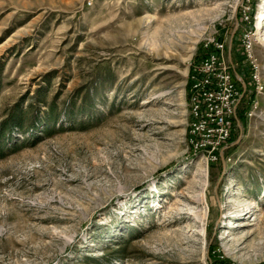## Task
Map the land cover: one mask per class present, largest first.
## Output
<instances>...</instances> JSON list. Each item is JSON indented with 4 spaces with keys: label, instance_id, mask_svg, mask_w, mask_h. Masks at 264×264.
Listing matches in <instances>:
<instances>
[{
    "label": "rangeland",
    "instance_id": "rangeland-1",
    "mask_svg": "<svg viewBox=\"0 0 264 264\" xmlns=\"http://www.w3.org/2000/svg\"><path fill=\"white\" fill-rule=\"evenodd\" d=\"M241 2L0 0V123L20 120L0 156V264H264V0L248 10L261 89L236 80L216 159L188 132L207 39L227 52L237 24L231 65L250 67Z\"/></svg>",
    "mask_w": 264,
    "mask_h": 264
},
{
    "label": "built area",
    "instance_id": "built-area-1",
    "mask_svg": "<svg viewBox=\"0 0 264 264\" xmlns=\"http://www.w3.org/2000/svg\"><path fill=\"white\" fill-rule=\"evenodd\" d=\"M250 5L251 0H242L240 4L241 20L245 22H249ZM204 45H211L214 51L193 63L188 74V132L194 149L213 160L229 139L239 92L234 81L235 70L228 61L226 42L212 36ZM242 46L251 67V78L255 87L261 89L258 66L252 55L250 30L244 31Z\"/></svg>",
    "mask_w": 264,
    "mask_h": 264
},
{
    "label": "trees",
    "instance_id": "trees-1",
    "mask_svg": "<svg viewBox=\"0 0 264 264\" xmlns=\"http://www.w3.org/2000/svg\"><path fill=\"white\" fill-rule=\"evenodd\" d=\"M254 1L255 0H251V5H253ZM251 15H252V11H249V22H245V21L241 20V10H240V8L238 9L237 16H238V18L240 20L239 23H240L241 27H243V28H245L247 30H251L252 29L253 20L251 18ZM241 34H242L241 30L238 29L237 32L235 33L234 37H233V41L235 40V37L239 38ZM216 39L221 40V38H216ZM239 43L241 44V42H239ZM241 47L243 48L242 44H241ZM201 51H202V55H204L206 53L213 52L214 48L211 45H209L208 47H203L202 46L201 47ZM197 61H198V59L195 60V62H197ZM195 62H193V63H195ZM190 70H191V67H190ZM236 72L245 81L246 88H249V86H251V83H253L252 78L250 76V67H249V65L248 64L245 65L244 63L241 62V64H239L238 68L236 69ZM234 81H235V84H236L237 88H239V91H240L241 89H240L239 83L236 81V79H234ZM189 85H190V80L187 79V83H186L187 93H188ZM252 99H253V94H250L249 96H247L245 98V100L247 101V105H249L251 103ZM238 116L242 118L243 114H240V115L238 114ZM19 118H20V116H19ZM19 121L20 120L18 119V116H14L13 114H11L10 116H8L6 119H4L0 123V156H2L4 154V151L7 150V147H8V146H6V143L4 142L5 139L9 138V136L7 135V130L10 127L19 126V124H20ZM189 121H190V119H189ZM233 125H234V120H232V126ZM229 141H231V135L229 136V139L227 140L226 144L229 143ZM12 149H14V148H12ZM218 156H219V153H217V157Z\"/></svg>",
    "mask_w": 264,
    "mask_h": 264
},
{
    "label": "water",
    "instance_id": "water-1",
    "mask_svg": "<svg viewBox=\"0 0 264 264\" xmlns=\"http://www.w3.org/2000/svg\"><path fill=\"white\" fill-rule=\"evenodd\" d=\"M236 27H237V24H235V26H234V29H233V31L231 33V37H230V40H229V43H228V46H227V55H228V61H229L230 64H232L231 55H230L231 38L234 35V32L236 30ZM234 77L241 84V86H242V93H243L244 90H245V88H246V84H245L244 80L242 79V77L236 71H234ZM242 93L240 94V97H241ZM237 126L239 128V135H238L237 139L232 144H236L237 142H239V140L241 138V131L242 130H241V126H240V124H239L238 121H237Z\"/></svg>",
    "mask_w": 264,
    "mask_h": 264
},
{
    "label": "bare ground",
    "instance_id": "bare-ground-1",
    "mask_svg": "<svg viewBox=\"0 0 264 264\" xmlns=\"http://www.w3.org/2000/svg\"><path fill=\"white\" fill-rule=\"evenodd\" d=\"M263 6H264V2H263ZM260 14H262L261 15V17H260ZM259 15H258V17H257V30H256V33L257 34H260L261 32H264L263 30H264V25H262V22L264 21V11L263 12H261ZM237 29V28H236ZM152 45L153 46H155V45H157V46H160V43H157V41H155V39L152 41ZM199 194H201V195H203V193L202 192H200ZM198 194V195H199ZM185 198V197H184ZM186 199H188L187 197H186ZM197 201H199V198L197 199ZM238 212H242V213H240V214H242V215H245V213H243L244 211L243 210H240V211H238ZM180 213H183L182 211H180Z\"/></svg>",
    "mask_w": 264,
    "mask_h": 264
}]
</instances>
